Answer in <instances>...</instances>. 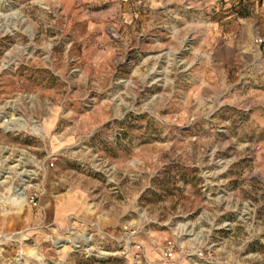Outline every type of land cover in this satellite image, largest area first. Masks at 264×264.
<instances>
[{
	"label": "rangeland",
	"instance_id": "obj_1",
	"mask_svg": "<svg viewBox=\"0 0 264 264\" xmlns=\"http://www.w3.org/2000/svg\"><path fill=\"white\" fill-rule=\"evenodd\" d=\"M0 264H264V0H0Z\"/></svg>",
	"mask_w": 264,
	"mask_h": 264
}]
</instances>
